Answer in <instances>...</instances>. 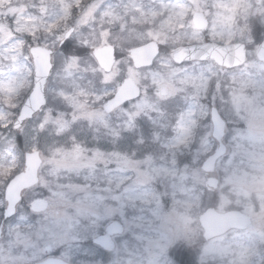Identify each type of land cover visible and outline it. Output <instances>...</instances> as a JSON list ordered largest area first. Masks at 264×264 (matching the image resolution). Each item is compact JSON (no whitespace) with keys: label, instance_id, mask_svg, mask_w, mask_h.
Returning <instances> with one entry per match:
<instances>
[{"label":"snow or ice","instance_id":"snow-or-ice-1","mask_svg":"<svg viewBox=\"0 0 264 264\" xmlns=\"http://www.w3.org/2000/svg\"><path fill=\"white\" fill-rule=\"evenodd\" d=\"M180 7L65 0L22 28L0 6V264H197L182 237L146 242L173 204L216 197L197 177L235 135L229 86L264 69V0L239 35Z\"/></svg>","mask_w":264,"mask_h":264},{"label":"rangeland","instance_id":"rangeland-1","mask_svg":"<svg viewBox=\"0 0 264 264\" xmlns=\"http://www.w3.org/2000/svg\"><path fill=\"white\" fill-rule=\"evenodd\" d=\"M41 2L46 10L41 12ZM159 3L160 0H148ZM181 5L179 16L186 17L185 24L192 25L193 11H202L209 24L221 30H234L239 35L238 25L247 27L249 17L256 14L251 7L255 0H174ZM0 6L8 13V19L21 20L32 16L55 20L65 6V0H0ZM66 14V9H65ZM4 17H0L3 20ZM167 23V22H165ZM243 75L229 86L226 96V118L233 120L235 135L227 144L226 158L221 156L214 171L198 175V182L205 185L208 176L218 179L215 198H206L201 203L195 199L189 206L175 204L159 218L158 233L146 247L162 235L182 237L190 246L200 249L197 264H260L256 255V243L264 237V69L250 63ZM211 145L205 148L208 152ZM207 207L218 211L240 210L250 216L251 223L244 230H230L208 240L202 237L198 215ZM135 247V246H133ZM136 252H130L125 264H137Z\"/></svg>","mask_w":264,"mask_h":264},{"label":"water","instance_id":"water-1","mask_svg":"<svg viewBox=\"0 0 264 264\" xmlns=\"http://www.w3.org/2000/svg\"><path fill=\"white\" fill-rule=\"evenodd\" d=\"M194 17V18H193ZM204 18L200 13H194L192 16V22L196 26H203ZM223 124L217 120V126L213 131V136L218 140L219 134L223 129ZM225 153L223 148L217 154L209 157L206 161L205 168L207 172H211L214 169L216 160ZM206 185L208 188H216L218 181L214 177H208L206 180ZM199 223L203 229L204 239H210L214 236L220 235L231 228L244 229L250 223V218L248 215L238 211V210H229L226 212H218L214 208H207L203 213L198 217ZM205 222L208 225V229L205 230Z\"/></svg>","mask_w":264,"mask_h":264}]
</instances>
